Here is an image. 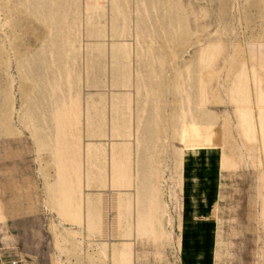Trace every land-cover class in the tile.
<instances>
[{
	"label": "rangeland",
	"instance_id": "rangeland-1",
	"mask_svg": "<svg viewBox=\"0 0 264 264\" xmlns=\"http://www.w3.org/2000/svg\"><path fill=\"white\" fill-rule=\"evenodd\" d=\"M26 198L264 264V0H0V219Z\"/></svg>",
	"mask_w": 264,
	"mask_h": 264
},
{
	"label": "crops",
	"instance_id": "crops-1",
	"mask_svg": "<svg viewBox=\"0 0 264 264\" xmlns=\"http://www.w3.org/2000/svg\"><path fill=\"white\" fill-rule=\"evenodd\" d=\"M42 206L26 198L15 215L5 208L0 264H205L197 237L182 235L180 250L173 251L170 245L157 247L154 236L140 238L129 230L154 227V204H144L135 220H109L106 205L92 211L76 199L55 198Z\"/></svg>",
	"mask_w": 264,
	"mask_h": 264
},
{
	"label": "built area",
	"instance_id": "built-area-1",
	"mask_svg": "<svg viewBox=\"0 0 264 264\" xmlns=\"http://www.w3.org/2000/svg\"><path fill=\"white\" fill-rule=\"evenodd\" d=\"M11 264H20L19 262H13V263H11Z\"/></svg>",
	"mask_w": 264,
	"mask_h": 264
}]
</instances>
